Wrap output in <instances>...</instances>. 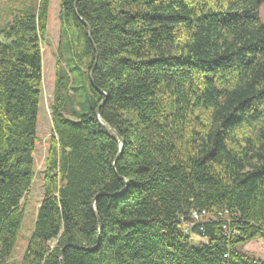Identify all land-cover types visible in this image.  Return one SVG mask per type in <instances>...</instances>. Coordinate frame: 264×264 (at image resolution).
<instances>
[{
	"label": "trees",
	"instance_id": "1",
	"mask_svg": "<svg viewBox=\"0 0 264 264\" xmlns=\"http://www.w3.org/2000/svg\"><path fill=\"white\" fill-rule=\"evenodd\" d=\"M13 2L0 8V264H264V0L60 1L44 192L20 260L50 0Z\"/></svg>",
	"mask_w": 264,
	"mask_h": 264
},
{
	"label": "rangeland",
	"instance_id": "2",
	"mask_svg": "<svg viewBox=\"0 0 264 264\" xmlns=\"http://www.w3.org/2000/svg\"><path fill=\"white\" fill-rule=\"evenodd\" d=\"M10 1H14L13 5H19L18 0H0V8L4 10L9 6ZM60 1L50 0L49 17L47 24V35L42 44L43 56V80H42V95L39 109V124L37 133L39 142L35 152V168L36 179L33 183L31 191L26 198V218L24 221L22 237L19 239L16 249L14 251V259L20 260L25 251V247L29 236L32 233L36 214L40 206L44 186H43V172L45 170V163L47 159L48 149L50 145V138L53 133L52 122V104L54 100L55 77H56V63L60 58L59 45L61 40V24H60ZM2 14V13H1ZM259 17L264 23V2L259 9ZM5 22V21H4ZM3 22V23H4ZM70 51L66 46L63 47V54L67 59ZM68 60V59H67ZM69 61V60H68ZM83 100V97H82ZM71 118H79L78 116H70ZM255 253L264 256V243H257L255 245Z\"/></svg>",
	"mask_w": 264,
	"mask_h": 264
},
{
	"label": "water",
	"instance_id": "3",
	"mask_svg": "<svg viewBox=\"0 0 264 264\" xmlns=\"http://www.w3.org/2000/svg\"><path fill=\"white\" fill-rule=\"evenodd\" d=\"M89 35H90V32H89ZM91 81L93 82V79H91ZM95 86H96V85H95ZM96 88H97V86H96ZM97 89H98V88H97ZM98 90H99V89H98ZM99 91H100V90H99ZM101 92H102V91H101ZM96 115H97L98 118H99V108H97V110H96ZM100 122H101V120H100ZM101 124H102V126H103L105 129H107L108 131L114 133V134L117 136V138H118V140H119V142H120V144H121V148H122V146H123V144H124V139H123V137H121L120 134H119L114 128H111L109 125H107V124H105V123H103V122H101ZM93 210H94V213H95V215H96V217H97V219H98V223L100 224L99 217H98V213H97V210H96V208H95V200H94V202H93Z\"/></svg>",
	"mask_w": 264,
	"mask_h": 264
},
{
	"label": "built area",
	"instance_id": "4",
	"mask_svg": "<svg viewBox=\"0 0 264 264\" xmlns=\"http://www.w3.org/2000/svg\"><path fill=\"white\" fill-rule=\"evenodd\" d=\"M192 216H193V219L197 221H201L207 218V213L205 211L199 212V210H194L192 212Z\"/></svg>",
	"mask_w": 264,
	"mask_h": 264
}]
</instances>
